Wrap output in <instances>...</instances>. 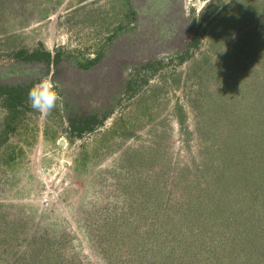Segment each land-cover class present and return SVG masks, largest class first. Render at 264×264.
<instances>
[{"label":"rangeland","instance_id":"374dc122","mask_svg":"<svg viewBox=\"0 0 264 264\" xmlns=\"http://www.w3.org/2000/svg\"><path fill=\"white\" fill-rule=\"evenodd\" d=\"M136 1L0 0V264H264V0H188L163 57Z\"/></svg>","mask_w":264,"mask_h":264},{"label":"flooded vegetation","instance_id":"af4514ba","mask_svg":"<svg viewBox=\"0 0 264 264\" xmlns=\"http://www.w3.org/2000/svg\"><path fill=\"white\" fill-rule=\"evenodd\" d=\"M155 2L148 0H139L134 3L137 18L135 23L128 27V33L131 36H137L140 39L153 38L155 45L153 52L157 56L173 55L175 52H181L185 46L187 39V16H188V0H164L163 7H156ZM146 13L145 15H142ZM146 18L155 28L154 34L147 36L146 31L139 33V28L143 31V21ZM138 32V33H137ZM149 45V44H147ZM184 45V46H183ZM150 46V45H149ZM177 49H180L178 51Z\"/></svg>","mask_w":264,"mask_h":264},{"label":"clouds","instance_id":"9594fccd","mask_svg":"<svg viewBox=\"0 0 264 264\" xmlns=\"http://www.w3.org/2000/svg\"><path fill=\"white\" fill-rule=\"evenodd\" d=\"M60 85L51 77H43L28 92L30 107L45 116L49 115L61 100Z\"/></svg>","mask_w":264,"mask_h":264},{"label":"trees","instance_id":"16d2710c","mask_svg":"<svg viewBox=\"0 0 264 264\" xmlns=\"http://www.w3.org/2000/svg\"><path fill=\"white\" fill-rule=\"evenodd\" d=\"M27 58V57H26ZM29 59H31L32 61H36V60H40V61H44L47 65L50 62L49 59V53L47 52H42V53H33L31 55L28 56ZM6 86H0V95L4 96V99L6 101H8V99L11 100H15L17 98L21 99L23 98V95L26 94L27 89L26 88H20V85L18 84H12V85H7ZM28 88V87H27ZM92 123L91 121L85 122L84 125L77 127V129L79 131L85 130L87 128H89V124Z\"/></svg>","mask_w":264,"mask_h":264},{"label":"water","instance_id":"95a60500","mask_svg":"<svg viewBox=\"0 0 264 264\" xmlns=\"http://www.w3.org/2000/svg\"><path fill=\"white\" fill-rule=\"evenodd\" d=\"M148 2H155V3H157L156 4V7H163V3H164V0H148ZM16 75V74H18V71H15L14 73H10V74H5L4 76L6 77V76H11V75Z\"/></svg>","mask_w":264,"mask_h":264}]
</instances>
